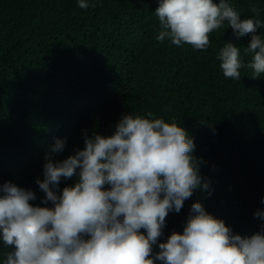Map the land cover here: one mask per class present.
Returning a JSON list of instances; mask_svg holds the SVG:
<instances>
[{"label":"trees","instance_id":"obj_1","mask_svg":"<svg viewBox=\"0 0 264 264\" xmlns=\"http://www.w3.org/2000/svg\"><path fill=\"white\" fill-rule=\"evenodd\" d=\"M252 1L264 24V0ZM157 6V0H89L86 9L77 0H0V181L28 187L44 206L35 175L48 137L62 124L71 140L93 131L107 136L123 114L151 112L175 119L193 138L211 188L210 195L194 191L179 213L168 214L160 242L182 232L194 201L234 233L251 235L261 224L253 213L264 209V74L254 78L247 66L250 34L236 38L225 22L208 34L205 50L159 42ZM256 34L264 37V26ZM225 42L240 47L239 80L220 68ZM75 148L83 145L67 143L59 159Z\"/></svg>","mask_w":264,"mask_h":264},{"label":"clouds","instance_id":"obj_2","mask_svg":"<svg viewBox=\"0 0 264 264\" xmlns=\"http://www.w3.org/2000/svg\"><path fill=\"white\" fill-rule=\"evenodd\" d=\"M157 3V41L205 50L208 34L226 22L236 38L250 34L247 66L254 78L264 74V37L256 34L264 24L252 0ZM77 4L86 9L89 0ZM249 5L257 19L247 16ZM217 59L226 78H241L240 47L225 42ZM62 126L48 135L35 175L44 206L36 205L28 187L0 181V264H264V209L253 213L259 230L242 236L194 201L182 232L160 242L169 213H179L196 190L211 194L200 172L205 162L194 155L193 138L175 119L127 113L110 135L93 131L74 140ZM67 143L83 148L60 160Z\"/></svg>","mask_w":264,"mask_h":264}]
</instances>
